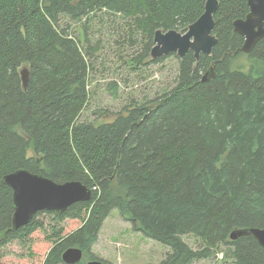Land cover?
Masks as SVG:
<instances>
[{
  "label": "trees",
  "instance_id": "trees-1",
  "mask_svg": "<svg viewBox=\"0 0 264 264\" xmlns=\"http://www.w3.org/2000/svg\"><path fill=\"white\" fill-rule=\"evenodd\" d=\"M206 2L0 0V264L2 247L27 243L44 228L42 213L82 221L69 234L55 229L44 264H64L70 247L84 251L83 264L99 259L90 250L114 210L171 248L159 264H194L219 253L230 264H264L254 236L231 239L235 230L264 228V39L244 53L245 39L234 28L250 12L248 0H219L218 43L199 59L193 51L178 56L172 87L133 100L112 119L80 120L100 47L90 34L94 17L123 19L132 44L134 33L145 38L134 66L151 57L157 30L186 32ZM242 55L247 64L234 68ZM211 67L215 76L203 81ZM19 169L81 181L92 199L64 212L40 211L13 229L14 192L4 176ZM186 235L202 246L194 249Z\"/></svg>",
  "mask_w": 264,
  "mask_h": 264
},
{
  "label": "rangeland",
  "instance_id": "rangeland-1",
  "mask_svg": "<svg viewBox=\"0 0 264 264\" xmlns=\"http://www.w3.org/2000/svg\"><path fill=\"white\" fill-rule=\"evenodd\" d=\"M91 25L93 42H100V47L90 76L89 104L81 121L112 119L115 113L121 112L133 100L153 99L174 85L179 69L176 54L169 55L161 63L148 62L151 56L133 66V57L139 55L145 45L142 35L134 33L135 43L132 44L124 20L108 15L102 18L99 14L92 19ZM247 62V57L242 55L233 66L236 68L238 64L246 65ZM248 69L246 67L245 70ZM33 151L32 148L29 151L31 156L34 155ZM38 218L44 223V228L35 231L27 243L14 240L1 248L4 264H44L57 239L52 236L55 229L64 227V234H69L82 225L80 220L61 221L48 213H42ZM183 239L194 249L202 246L201 240L194 235L183 236ZM170 251V247L136 231L118 210H114L105 220L90 250L96 257L110 264H159ZM194 264L230 263L219 253L217 257L199 260Z\"/></svg>",
  "mask_w": 264,
  "mask_h": 264
},
{
  "label": "water",
  "instance_id": "water-1",
  "mask_svg": "<svg viewBox=\"0 0 264 264\" xmlns=\"http://www.w3.org/2000/svg\"><path fill=\"white\" fill-rule=\"evenodd\" d=\"M250 12L244 19L234 22L237 33L245 39L241 50L250 53L259 41L264 39V0H248ZM219 7V0H207L205 11L200 18L192 23L186 32L175 29L155 32L154 46L151 50L153 59L176 54L184 57L193 51L196 59L202 54L211 55L218 38L214 35L215 13ZM24 87L27 88L30 79L29 69L21 71ZM215 76L211 67L203 76V81ZM4 182L12 187L14 192L13 229L27 225L40 211L64 212L77 202L89 201L93 196V189L81 181L57 182L53 179L26 169H19L4 176ZM4 233L0 232V238ZM254 236L264 247V228L250 227L232 232L231 239L241 236ZM84 251L79 247H70L63 253L64 264H81ZM87 264H105L101 259L88 261Z\"/></svg>",
  "mask_w": 264,
  "mask_h": 264
}]
</instances>
